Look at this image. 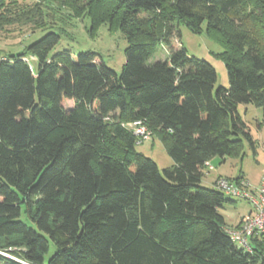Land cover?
I'll list each match as a JSON object with an SVG mask.
<instances>
[{
	"label": "trees",
	"instance_id": "16d2710c",
	"mask_svg": "<svg viewBox=\"0 0 264 264\" xmlns=\"http://www.w3.org/2000/svg\"><path fill=\"white\" fill-rule=\"evenodd\" d=\"M58 1L0 0V31L85 17L91 33L122 34L125 62L116 74L90 51L50 55L54 32L0 51V264H264L263 243L246 252L227 235L230 198L201 185L212 159L254 147L237 105L264 119V0ZM180 24H205L229 88L214 91V68L174 47ZM161 47L167 59L151 63ZM135 121L171 167L135 151L122 126Z\"/></svg>",
	"mask_w": 264,
	"mask_h": 264
},
{
	"label": "rangeland",
	"instance_id": "374dc122",
	"mask_svg": "<svg viewBox=\"0 0 264 264\" xmlns=\"http://www.w3.org/2000/svg\"><path fill=\"white\" fill-rule=\"evenodd\" d=\"M40 1L18 0V3L20 5H33L34 3H40ZM49 6L57 8V2L52 1ZM66 11L65 9H60V12L65 15L67 14ZM64 24L62 21H57V18H53L46 23L45 28H38L33 31H31V26L29 25L7 27L4 31H0V51L8 54L21 53L25 47L39 40L46 33L54 32L60 36V40L50 55L63 50H68L72 53L90 51L98 54L106 67L113 70L116 74L121 73L125 62L124 50L127 43L119 31L109 33L107 25L104 24L95 33H91L90 22L85 17L80 20L69 18L67 24ZM178 31L180 32V37L179 39H174V47H184L189 56L203 60L214 68L216 73L214 91L220 87L229 88L225 63L220 57L222 47L213 37L206 34L205 24L202 25L200 33L190 31L183 24L178 26ZM167 55V50L161 47L152 56L150 62L165 61ZM26 60L30 67L35 70V59L27 57ZM72 106L73 101L68 100L64 103V108ZM236 111L245 124L246 131L249 133L254 147L252 148L250 143L243 139V146L239 155L226 157L224 162L219 157L212 159L210 161L212 170L208 171V173L205 170L202 175L201 185L203 187L213 189L212 184L219 177L235 179L242 176L251 188H256L264 174V119L262 111L253 105L244 104L237 105ZM135 151L155 162L160 171L173 165L164 144L156 136L144 141L141 145H136ZM230 200L232 202L224 203L222 208L219 209V213L223 217L226 226L235 227L250 210V205L244 200ZM22 220L29 224L24 216H22ZM54 250V245L50 243V251L46 259Z\"/></svg>",
	"mask_w": 264,
	"mask_h": 264
},
{
	"label": "built area",
	"instance_id": "2783aa9c",
	"mask_svg": "<svg viewBox=\"0 0 264 264\" xmlns=\"http://www.w3.org/2000/svg\"><path fill=\"white\" fill-rule=\"evenodd\" d=\"M122 126L132 132L138 145L151 139V133L140 121ZM206 170L208 173L212 166L206 164ZM212 186L230 199L244 200L250 205V210L240 219L237 226L226 227L225 231L231 241L246 252H252L255 241L264 244V174L256 188H251L244 178L234 180L219 177Z\"/></svg>",
	"mask_w": 264,
	"mask_h": 264
}]
</instances>
